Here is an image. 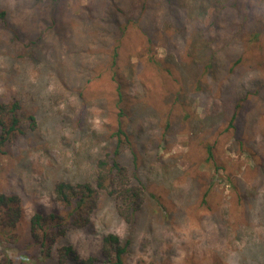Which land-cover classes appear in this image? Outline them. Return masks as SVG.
I'll return each instance as SVG.
<instances>
[{"label":"rangeland","instance_id":"1","mask_svg":"<svg viewBox=\"0 0 264 264\" xmlns=\"http://www.w3.org/2000/svg\"><path fill=\"white\" fill-rule=\"evenodd\" d=\"M90 1L59 0L53 23L54 0H0L6 13L0 18V100L19 99L25 130L0 145V193L17 194L23 210L16 237L6 245L15 264H55L53 257L34 259L39 252L30 217L55 208L57 181L91 180L109 145L113 119L103 98L112 85L98 76L96 56L85 55L96 68L87 77L72 67L69 44L56 30L63 19L69 27L73 9ZM223 1L235 3L172 0L187 29L175 35L171 25L155 33L160 67L140 54L141 37L134 33L128 40L134 51L122 59L133 97L127 125L144 185L142 207L126 223L116 201L102 195L90 223L69 229L57 246L98 256L102 237L112 232L130 241L124 264H264V0H240L250 5L247 34L242 44H230L229 55L217 52L223 43L197 30L199 13L205 12L206 25ZM149 2L158 8L166 1ZM45 60L55 63L47 67ZM224 82L233 93L228 106L218 93ZM132 158L129 149L121 154L130 171ZM256 245L258 257L252 256Z\"/></svg>","mask_w":264,"mask_h":264},{"label":"trees","instance_id":"2","mask_svg":"<svg viewBox=\"0 0 264 264\" xmlns=\"http://www.w3.org/2000/svg\"><path fill=\"white\" fill-rule=\"evenodd\" d=\"M133 1L91 0L73 9L69 27L64 19L56 26L59 40H66L69 44L67 53L71 56L72 67L85 71L87 77L90 72L94 73L96 68L86 61L85 55L96 56V62L101 63L98 76L106 75L112 85L103 99L111 112L113 123L108 133L109 145L95 161L93 178L74 182L64 179L57 181L53 186L55 208L47 214L35 212L31 215L30 238L39 252L37 258H34L36 262L45 256L53 257L55 264H124V256L130 241L128 239L122 241L116 233L109 232L102 237L98 256L82 257L71 244L61 246L56 244L69 229H79L90 223L102 195L116 201V213L126 223L134 222L143 204L144 185L136 173V155L127 125L132 114L133 97L129 92L130 82L124 70L123 53L134 51L128 45V40L136 33L144 41V48L140 54L146 55L147 65L160 67V62L154 56L155 33L161 27L176 25L175 35H181L186 32L187 25L172 0H165L166 2H162L158 8L149 0H138V3L137 0ZM239 3L240 0H235L231 6L223 1L220 7H216L206 25H201V18L205 12L198 15L197 30L202 31L206 39H212V42L219 40L223 43L217 52L229 55L233 49L229 47L230 44L240 45L244 41L250 5ZM59 5V0H54L50 18L53 23ZM5 14V10H1L0 18H4ZM210 60L211 66L214 59ZM239 62L241 57L233 62L228 77L236 74L234 65ZM51 63L45 60L42 65L52 67L55 62ZM127 63L130 67L133 65L129 61ZM98 66L100 67V64ZM218 93L224 95L220 99L228 106L233 96L230 84L224 82ZM21 108V102L16 97L0 100V145L10 142L16 135L25 133L21 124ZM239 108L240 102H236L228 120L231 127ZM26 117L30 122L29 127L33 129L36 126L35 117L32 114ZM125 149H129L133 157L132 171L121 161V154ZM207 153V159L212 158L210 148ZM22 213L21 199L17 194L0 193V264H15L7 252L6 245L16 237L13 230ZM258 247L260 246L251 247V250H254L252 256H260L255 253Z\"/></svg>","mask_w":264,"mask_h":264}]
</instances>
